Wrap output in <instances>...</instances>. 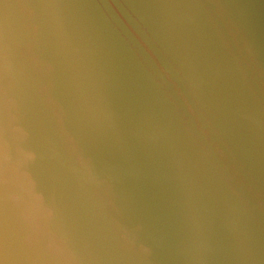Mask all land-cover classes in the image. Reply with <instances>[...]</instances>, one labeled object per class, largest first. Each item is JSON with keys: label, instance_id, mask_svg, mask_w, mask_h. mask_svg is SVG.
I'll use <instances>...</instances> for the list:
<instances>
[{"label": "water", "instance_id": "obj_1", "mask_svg": "<svg viewBox=\"0 0 264 264\" xmlns=\"http://www.w3.org/2000/svg\"><path fill=\"white\" fill-rule=\"evenodd\" d=\"M0 264H264V0H0Z\"/></svg>", "mask_w": 264, "mask_h": 264}]
</instances>
